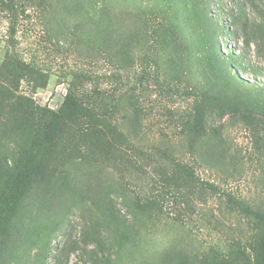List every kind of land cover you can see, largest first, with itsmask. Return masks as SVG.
I'll return each mask as SVG.
<instances>
[{"label":"rangeland","instance_id":"rangeland-1","mask_svg":"<svg viewBox=\"0 0 264 264\" xmlns=\"http://www.w3.org/2000/svg\"><path fill=\"white\" fill-rule=\"evenodd\" d=\"M263 20L264 0H0V185L35 112L71 95L100 119H58L0 264H257L264 38L242 22Z\"/></svg>","mask_w":264,"mask_h":264},{"label":"trees","instance_id":"trees-1","mask_svg":"<svg viewBox=\"0 0 264 264\" xmlns=\"http://www.w3.org/2000/svg\"><path fill=\"white\" fill-rule=\"evenodd\" d=\"M243 30L252 31L264 38V20L261 23L242 22ZM41 108V107H38ZM35 111H37V109ZM48 110V109H47ZM34 111V112H35ZM49 116L37 117L34 113L33 132L25 142L14 172L9 180L0 185V237L19 207L31 182L40 173L44 161L53 143L56 123L65 113L79 115L92 121H99L96 113L88 106L78 102L68 95L57 111L48 110ZM185 170H187L185 168ZM210 185V183H208ZM245 211L253 214L259 221L260 248L257 264H264V216L256 213L245 205H240ZM253 264V263H249Z\"/></svg>","mask_w":264,"mask_h":264}]
</instances>
